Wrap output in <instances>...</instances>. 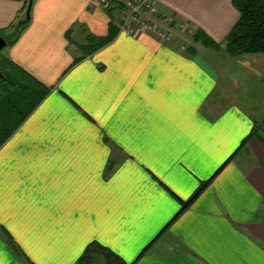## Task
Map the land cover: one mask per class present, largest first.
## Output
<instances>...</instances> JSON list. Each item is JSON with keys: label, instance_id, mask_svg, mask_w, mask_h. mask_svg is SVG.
Listing matches in <instances>:
<instances>
[{"label": "crops", "instance_id": "crops-1", "mask_svg": "<svg viewBox=\"0 0 264 264\" xmlns=\"http://www.w3.org/2000/svg\"><path fill=\"white\" fill-rule=\"evenodd\" d=\"M152 2L170 43L98 0H33L16 37L30 0H0L6 70L46 91L0 147V264H264V54H227L235 0Z\"/></svg>", "mask_w": 264, "mask_h": 264}, {"label": "trees", "instance_id": "trees-1", "mask_svg": "<svg viewBox=\"0 0 264 264\" xmlns=\"http://www.w3.org/2000/svg\"><path fill=\"white\" fill-rule=\"evenodd\" d=\"M29 4H27L28 6ZM235 6L241 13V18L236 26L232 29L226 38L225 48L229 56L237 58L243 55L264 54V0H235ZM31 11L29 20L25 23H13L10 28H15L14 33L16 37L19 33L26 29L30 23ZM0 37H4L0 35ZM195 40L201 41L203 44L215 48L217 45L209 40L207 37L196 36ZM9 44H13L16 39L6 38ZM11 40V41H9ZM0 72L3 77H0V89L3 90V96L0 98V147L7 140V138L21 125L25 119L35 110L46 96V91L43 88H37L36 91L42 92L40 100L32 106L27 112L22 108L25 100L33 97V89L30 86L23 84H16L12 80H18L16 77L6 71L7 65L1 59ZM34 90V95L36 92ZM17 118L12 125L13 118ZM250 138L243 141L239 150L247 145ZM264 144V140L262 141ZM209 183V182H208ZM207 183V184H208ZM207 184H202L200 188L193 194V196L183 205L177 216H181L201 195ZM173 220V221H174ZM172 224V222H171ZM169 224V226L171 225ZM169 226L167 228H169ZM102 257L105 260L104 264H127L118 254L99 243H91L79 259L77 264H96L98 258ZM98 264V263H97Z\"/></svg>", "mask_w": 264, "mask_h": 264}, {"label": "built area", "instance_id": "built-area-1", "mask_svg": "<svg viewBox=\"0 0 264 264\" xmlns=\"http://www.w3.org/2000/svg\"><path fill=\"white\" fill-rule=\"evenodd\" d=\"M99 4L108 11H122L120 29L126 33H133L135 30L144 29L153 34L159 40L170 43L173 36L167 30L156 25L159 9L152 0H98ZM122 14V13H121Z\"/></svg>", "mask_w": 264, "mask_h": 264}, {"label": "rangeland", "instance_id": "rangeland-1", "mask_svg": "<svg viewBox=\"0 0 264 264\" xmlns=\"http://www.w3.org/2000/svg\"><path fill=\"white\" fill-rule=\"evenodd\" d=\"M118 1V0H117ZM29 6V5H28ZM28 6H27V9L26 10H28ZM32 8V7H31ZM121 10L122 11H120L119 13H118V15L120 16V18H122V15H123V9L121 8ZM122 13V14H121ZM29 16H30V14H29ZM29 20V18H28V15H27V11H26V14H25V16L23 17V20H22V23H25V22H27ZM167 32H169L168 30H167ZM195 36V35H194ZM5 51H6V49L5 50H3L2 52H1V54H0V61H1V59H2V57H3V55H4V53H5ZM253 55H256V54H253ZM239 57H241V56H239ZM238 58V57H237ZM235 63H237V61L235 62ZM1 66V65H0ZM235 66H237L238 68L237 69H235L234 68V72H237L238 74H241L242 73V75H244V73L248 70V68L247 67H245V69H244V67H241V66H239L238 64H236ZM1 68V67H0ZM241 70H243V72H241ZM7 71V70H6ZM9 74H11V75H13V73L11 72V71H7ZM253 80V79H252ZM254 84H255V81L254 82H252V84H250V87L252 88L253 86H254ZM234 85L236 86V88L237 87H239V84L237 83L236 84V82L234 83ZM244 86H248L247 84L246 85H244ZM35 91H36V89H35ZM37 93H36V95H34V90H33V94L31 93V95H33V97H31L30 99H27V100H25L24 102H23V104H22V108H24V111H28L30 108H32V106L34 105V104H36L37 103V101L38 100H40L41 99V97L42 96H40V95H42V92L39 90V91H36ZM250 93V92H249ZM248 95H251V94H248ZM3 96V90L2 89H0V98ZM252 103H254V105H252ZM252 103H250V105H247V110L246 111H249L250 112V114H252V116L253 117H255L256 119H257V121H260L261 120V118H264V99H260L259 101H252ZM252 105V106H251ZM249 106V107H248ZM253 106H256L255 108H253ZM17 119V118H16ZM104 264L105 263V260L102 258V257H100V258H98V262H96V264Z\"/></svg>", "mask_w": 264, "mask_h": 264}, {"label": "water", "instance_id": "water-1", "mask_svg": "<svg viewBox=\"0 0 264 264\" xmlns=\"http://www.w3.org/2000/svg\"><path fill=\"white\" fill-rule=\"evenodd\" d=\"M32 1L33 0H30V4L28 6V10H27V15H28V18H29V14H30V11H31V7H32ZM8 47V43L6 41V39L4 37H0V54L3 50H5L6 48ZM0 77H3L2 73L0 72Z\"/></svg>", "mask_w": 264, "mask_h": 264}]
</instances>
